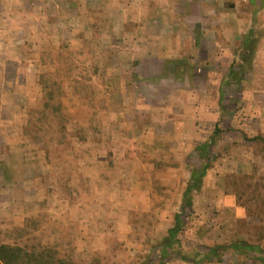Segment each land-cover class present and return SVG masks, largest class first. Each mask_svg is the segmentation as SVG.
Instances as JSON below:
<instances>
[{
  "label": "rangeland",
  "instance_id": "obj_1",
  "mask_svg": "<svg viewBox=\"0 0 264 264\" xmlns=\"http://www.w3.org/2000/svg\"><path fill=\"white\" fill-rule=\"evenodd\" d=\"M219 117L182 214L188 255L264 250V0H0V244L192 264L161 253Z\"/></svg>",
  "mask_w": 264,
  "mask_h": 264
},
{
  "label": "trees",
  "instance_id": "obj_2",
  "mask_svg": "<svg viewBox=\"0 0 264 264\" xmlns=\"http://www.w3.org/2000/svg\"><path fill=\"white\" fill-rule=\"evenodd\" d=\"M251 36V31H249L244 36L241 45L243 49L251 48ZM238 76L239 72L236 69L235 62L232 61L228 67L226 75L223 77L219 86L220 95L218 106L221 112H223L226 108L224 104L223 86L229 84V82H233L236 85H239L241 81ZM220 120L221 117H219L218 121H216V123L214 124V129L209 141L199 145L196 148L198 156L204 161V163L200 168L193 169L190 172L188 184L182 195V205L180 208V212L174 215L173 225L167 230V235L164 239L161 260H163L169 253L172 252V254H174L179 260L186 263L201 264L204 261L211 262L214 260L219 262L225 253L231 252L234 255L245 257L253 254L257 262H259L260 264H264V250L261 249L258 245H251L242 241L233 242L228 245L216 244L214 246L206 248L201 253L194 252L193 255H188L183 251L178 240V235L180 234L183 227L182 214L185 213L186 209L192 208V192L199 190L202 179L209 169L210 157L208 155V149L215 143V139L220 133ZM243 138H246L245 135H243ZM256 140L264 142V139L261 137H256L254 141ZM0 264H71V261L67 260L66 258L60 257L58 253L52 248L30 250L24 246L1 243Z\"/></svg>",
  "mask_w": 264,
  "mask_h": 264
}]
</instances>
